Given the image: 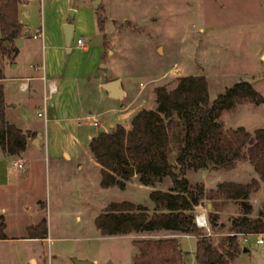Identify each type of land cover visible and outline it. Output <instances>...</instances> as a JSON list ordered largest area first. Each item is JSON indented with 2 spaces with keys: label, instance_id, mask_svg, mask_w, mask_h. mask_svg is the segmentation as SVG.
Listing matches in <instances>:
<instances>
[{
  "label": "rangeland",
  "instance_id": "rangeland-1",
  "mask_svg": "<svg viewBox=\"0 0 264 264\" xmlns=\"http://www.w3.org/2000/svg\"><path fill=\"white\" fill-rule=\"evenodd\" d=\"M99 3L105 7L104 33L107 41V46L102 49L104 59L101 69L104 70V78L122 76L127 90V98L111 102L119 111L112 115V123H127L134 109L153 107L155 87L170 89L184 74H202L207 81L209 102L239 80L250 83L262 97L258 104L241 102L233 110L222 111L216 120L224 128L240 125L250 134L256 128L264 129V0H100ZM69 5L75 7L77 12L72 19L74 32L71 51H65L66 48L62 44L58 46V42L62 41L60 34L63 32L60 20L67 17L69 8L66 6ZM19 11L31 32L40 27L41 19L46 25L43 28L45 44L42 51L37 48L39 52H35L33 57L28 51L18 54L16 61L21 66L30 62L41 63L43 56L44 68L49 70L47 73L68 71L70 84L66 90L74 88L75 78L71 77L94 72L96 59L101 52V37L96 31L89 0H32L20 6ZM23 36L31 46L34 42L39 43L28 39L25 32ZM76 38L86 41V51L75 48ZM14 43L20 44V39L16 38ZM38 46L40 48V43ZM133 95L132 100L130 97ZM126 101H130V104L125 111H121L120 106L125 105ZM102 127L106 129L105 125ZM45 131L48 136L50 134V144L53 139L58 147L69 144L71 134H75L69 129L52 134L51 125L46 123L41 127L42 137ZM179 137V125L175 121L168 152L171 163H174ZM78 150L83 162L84 197L73 191L67 193L63 185H70L73 177L62 173L58 181L66 194L55 196L52 184L57 178L51 172L52 165L48 174L42 169V163L36 161L32 183L21 186V191L27 190L29 196L23 194L21 199L31 205L37 197L41 198L42 203L37 206L42 209L41 219H48L49 240L42 243L9 240L0 247V264H75L74 258L97 264H104L107 260L111 264H129L134 250L132 242L147 236L127 234L103 237L96 230L93 219L109 202L140 203L151 210L153 205L148 193L152 189H168L170 178L164 177L149 187L139 184L137 176L133 175L124 181L122 187L101 189L99 174L87 156L88 150L82 147ZM57 151L60 165H66L65 158L59 149ZM52 152L50 149L51 158ZM241 153L212 168L186 170L185 177L190 184L200 183L206 189L214 188L224 180L247 183L252 178L256 179L247 196V202L251 205L249 216L253 217L264 206V182L252 169L244 150ZM50 162L53 163V158ZM43 203L47 204V209L40 207ZM200 204L207 221V202L202 199ZM33 213V210L24 213L19 209L10 215L7 235L16 238L33 233L34 230H23L20 226ZM237 214L238 203L228 201L219 210L217 220L226 223L227 218ZM257 236L262 238V243L254 242ZM211 237L213 244H216L219 235ZM247 240L243 245L247 251L241 252L230 264H264V233L249 235ZM29 257L36 259V262H30Z\"/></svg>",
  "mask_w": 264,
  "mask_h": 264
},
{
  "label": "trees",
  "instance_id": "trees-1",
  "mask_svg": "<svg viewBox=\"0 0 264 264\" xmlns=\"http://www.w3.org/2000/svg\"><path fill=\"white\" fill-rule=\"evenodd\" d=\"M27 2L0 0V53L6 57L17 54L14 42L24 33L18 7ZM92 10L96 31L101 37L99 57L102 61V49L107 46L105 7L98 3ZM4 78L0 67V147L8 155L19 156L25 150L27 139L34 134L7 121ZM207 92L204 75L184 74L170 89L155 87L153 107L137 110L127 129L117 124L110 130L95 133L88 140L90 156L99 166L100 188L122 187L129 178L128 167L143 186L152 187L164 177L170 178L168 189H152L148 193L153 205L151 210L140 203L109 202L93 219L96 230L103 237L147 236L132 242L134 253L130 264H182L178 239L171 236L180 234L196 238L195 264H230L241 252L247 251L240 244L239 234L264 233V206L253 217L249 216L251 205L247 196L256 179L247 183L224 180L206 189L200 183L190 184L185 177L186 170L218 166L244 150L252 169L264 182V129L256 128L250 134L243 126L224 128L216 120L222 111L233 110L241 102L258 104L262 97L244 80L233 82L210 102ZM175 121L179 125L180 142L174 163H171L168 152ZM202 199L209 204L210 235H204V229L196 227L193 221L194 209ZM228 201L238 203L239 214L227 218L226 223H219L218 212ZM36 228L45 236V219H41ZM5 229L4 218L0 215V239L6 238ZM216 234L219 240L213 244L211 236Z\"/></svg>",
  "mask_w": 264,
  "mask_h": 264
},
{
  "label": "crops",
  "instance_id": "crops-1",
  "mask_svg": "<svg viewBox=\"0 0 264 264\" xmlns=\"http://www.w3.org/2000/svg\"><path fill=\"white\" fill-rule=\"evenodd\" d=\"M39 1L42 2L43 0ZM28 2H32V0H28ZM23 5L24 4L20 6ZM40 6L42 8L41 3ZM66 8H73L75 10V13L77 12L76 8L72 5L66 6ZM19 18L24 26V32L28 35V39H30L31 41L35 40L39 42L40 48L38 46L39 43L37 44L34 41V44L32 46L27 43L26 40H24V36L22 34L17 38L20 39V44H15V46L18 48L17 54L15 56L9 58L0 53V67L3 69L5 76V78L3 79V84L6 102V119L8 122L14 124L18 128L20 127L23 130L31 131L34 136L27 139L25 150L20 153L19 156L8 155L0 147V215L3 216L6 226V238L0 239V247H3L6 242H9V240H12L14 242L26 241L34 243H42L44 241H47V239L49 240L47 230L45 236H42L41 230L36 228L42 218V209L38 208L37 206L38 203H42L41 198L37 197L36 201H34L33 204L31 203V205L25 201H22L21 199L23 194L29 196V192H27V190L21 191V186L22 184L32 183L36 161H40L42 163V169L45 172H48V174L50 173V167L52 165L51 172L57 178L52 184V192L55 196H60L64 193L66 194V191L64 190L65 188H63V186H66L67 193L73 191L78 196L84 197V176L82 174L83 162L80 158L81 151L79 152L78 149L82 147L84 150H88L87 144L89 138L95 133L100 132L101 130L107 131L117 124H120L125 129H127L130 124V118L137 110H139V108H136L134 109V111H132L127 123L111 122L112 115L119 111L111 103L115 101V99H112L107 95V92L101 88V84L103 82L118 78L120 80L121 89L124 91L123 97L119 99L120 101H122L124 98H127V90L125 89V86L123 84L124 78L122 76L116 75L115 77L104 78V70L101 69L102 64L100 57L96 59L94 72L90 71V73H85L83 74V76L71 77L75 78L73 79L74 88H72V90L65 89L70 84V77H67L68 71L66 69L60 71L59 68L60 72L58 74H55L53 71H51V69V72L47 73L49 71L47 68H44L43 72H41L40 70H33L32 66L40 64L38 62H30L28 64L24 63L23 66H21V64L16 61L18 54L28 51V53H30L33 57L35 55V52H39V50L42 51L45 44V32L42 42L39 39H32L31 35L38 29L44 28L46 25L44 23V19H41L42 22L41 25H39L40 27L31 32V30L28 29L27 24L20 17V14ZM66 19L67 17H62L60 20V24L63 25L66 22ZM60 35L62 41H60L61 43L58 42V46L62 44L61 46L66 48L65 51H71V46L69 47V49H67V46L64 44V33L62 32ZM84 42L86 44L85 48L80 49L76 46L75 48L79 49L81 52L86 51L88 49L87 43L85 40ZM37 48L39 50H37ZM40 59L42 62L43 56H41ZM41 74L45 75L46 82L53 81L57 87L56 93L51 97V99L47 101V110L45 117L39 116L37 114L42 105L44 96L43 90L45 89L46 85V83H44L39 78ZM47 75H49V77ZM24 79H28V88L27 90L22 91L19 88V83ZM130 98L133 100L134 95ZM126 102L127 103L125 105L120 106L121 111H125L127 105L130 104V101ZM88 115L90 117H87ZM103 122L106 124H104ZM45 123L51 125L52 134H56L60 131L65 132L68 131V129L73 130L75 134H71L72 138L69 144H66L63 147H58L56 142H54L55 140L53 139L52 143L50 144V134L48 136V134H46V131L44 133V136L42 137L41 127L45 125ZM102 125H105L106 129H102ZM90 129L92 130L90 131ZM82 135H84V138ZM42 146H44L45 148H42ZM50 149L53 150L52 164L50 162L52 159L49 154ZM58 149L60 154L65 158L67 162V164L64 166H61L59 163V159L57 156ZM87 156L89 157L93 166L96 167L98 172L99 166L94 162V160L90 156L89 151ZM14 160H23L25 162L24 172H18L11 166V163ZM62 167L63 169H61ZM60 173L68 175L69 177H73V180L69 182L70 185L61 186L59 184L58 176L61 175ZM40 207L46 208L47 204L43 203L40 205ZM19 209L24 213L33 210L34 213L32 214V216L28 217L26 221H23L20 226L23 230H30V228H34V232L32 231L33 234L10 238L7 235L8 217L18 212ZM194 212H202L201 204L195 207ZM50 220L51 216L49 218V221ZM47 224L48 219L45 218L46 229ZM171 236H174L178 239V249L180 254L182 255V264H195V262L193 261L194 247L192 248V243L193 246H195L196 238L189 234H187L186 236L181 234ZM133 253L134 250L132 254ZM29 259L30 262H36V259H34L33 257H29ZM186 259L191 262L186 263Z\"/></svg>",
  "mask_w": 264,
  "mask_h": 264
},
{
  "label": "built area",
  "instance_id": "built-area-1",
  "mask_svg": "<svg viewBox=\"0 0 264 264\" xmlns=\"http://www.w3.org/2000/svg\"><path fill=\"white\" fill-rule=\"evenodd\" d=\"M43 37H44V31L43 28L38 29L36 32H33V34L31 35L32 39H39L41 42L43 41ZM85 42L82 40H80L79 38L75 39V46L82 49L85 48ZM44 47V46H43ZM33 70H40L41 72H43L44 70V60L42 59V62L38 65H34L32 66ZM44 83H46L45 85V89L43 90L44 92V96H43V101H42V105L40 110L37 112V114L39 116L45 117L46 116V105H47V101L49 99H51V97L56 93L57 91V87L56 84L51 81V82H46V77L45 75L41 74V76L39 77ZM28 79H24L19 83V88L22 91L27 90L28 88ZM87 117H90L89 115ZM11 166L16 169L18 172H24L25 171V162L23 160H14L11 163ZM193 221L196 227L204 229L205 233L204 235H210L209 231H208V221H206V217H205V212H197L194 214L193 216ZM250 234H239L240 236V244L244 245L248 240L247 237ZM186 236V235H185ZM254 242L256 244H260L262 243V238L260 236H257L254 240Z\"/></svg>",
  "mask_w": 264,
  "mask_h": 264
},
{
  "label": "water",
  "instance_id": "water-1",
  "mask_svg": "<svg viewBox=\"0 0 264 264\" xmlns=\"http://www.w3.org/2000/svg\"><path fill=\"white\" fill-rule=\"evenodd\" d=\"M100 0H90V7L95 9L96 6ZM75 10L73 8L68 10V16L66 19V22L63 24V33H64V42L67 46V49H69L71 43H72V37L74 32V25H72V19L74 17ZM101 88L107 92V95L115 100H119L123 97L124 91L121 89L120 80L118 78L112 79L106 82H103L101 84ZM127 173H129V176H133V170L132 168L128 167L126 168ZM207 207H209V204H207ZM75 264H97L90 260H81V259H73ZM104 264H111L110 260H107L104 262Z\"/></svg>",
  "mask_w": 264,
  "mask_h": 264
}]
</instances>
